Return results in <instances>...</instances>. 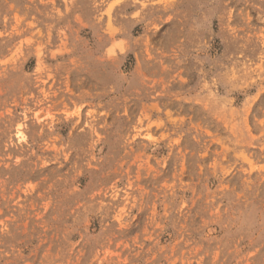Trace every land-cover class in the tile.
I'll use <instances>...</instances> for the list:
<instances>
[{
	"label": "rangeland",
	"instance_id": "374dc122",
	"mask_svg": "<svg viewBox=\"0 0 264 264\" xmlns=\"http://www.w3.org/2000/svg\"><path fill=\"white\" fill-rule=\"evenodd\" d=\"M0 264H264V0H0Z\"/></svg>",
	"mask_w": 264,
	"mask_h": 264
}]
</instances>
